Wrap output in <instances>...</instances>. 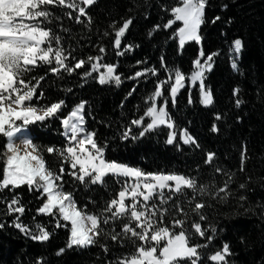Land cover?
<instances>
[{
	"label": "trees",
	"instance_id": "1",
	"mask_svg": "<svg viewBox=\"0 0 264 264\" xmlns=\"http://www.w3.org/2000/svg\"><path fill=\"white\" fill-rule=\"evenodd\" d=\"M178 4L179 0H96L87 9L92 21L90 26L70 19L66 15L67 9L52 8L53 18L43 26L59 36L60 46L70 53L67 62L74 65L78 60L87 61L90 56H100V65L116 66V74L121 75L122 83L118 87L114 82L101 85L98 83V71L85 77L84 73L91 71L87 63L72 75L65 72L53 74L49 68L55 67L54 63L36 67L24 77L33 85L36 84L35 78L44 77L36 90L37 96L41 92L43 96L32 103L38 108L59 101L64 105L59 113L61 119L48 118L26 129L47 167L58 173L62 158L47 153L46 149L66 146L62 119L82 101L86 102L85 127L95 133L96 141L105 148L108 161L136 167L145 173L193 177L200 186L207 187L211 195L197 194L193 202L206 204L202 210L207 217L204 221H199L191 211L192 205L188 203L191 191L162 206L169 209L164 216L166 226H170L176 217L186 220L184 227L189 231H192L193 222L217 230L211 245L200 249L205 256L201 264H211L206 257L224 243L230 246V264H264V0H208L205 23L199 31L200 43L189 41L182 48L179 37L175 35L180 23L164 28L172 18L171 8ZM215 17L220 19L213 22ZM129 18L133 23L122 38L121 49L128 45L132 48L118 56L111 25L119 28ZM156 25H160L158 30H154ZM236 39H240L243 45L239 72L231 66V51ZM101 47L105 52L99 51ZM201 50L205 55L215 54L213 67L206 72L204 80L213 98V103L208 106L201 103L199 84L191 87L187 79L196 70L194 61L200 58ZM101 68L103 72L105 68ZM146 68L156 69L157 74L130 79L137 71ZM177 69L185 75L186 86L178 92L175 104L170 91H165L163 98L155 100L158 108L165 106L163 101L167 100L166 110L174 129L161 126L139 139H124L123 133L128 128L132 129V136L138 135L141 128L133 125L132 121L145 116L159 82L172 76L174 83V71ZM133 88L135 91L129 95ZM164 89H168L167 84ZM236 89L239 90L238 96L233 94ZM237 99L242 101L239 107L236 106ZM147 122L150 120L145 118ZM213 125L218 131H212ZM173 130L177 133L176 141L169 145L167 136ZM184 130L197 141L198 146L181 142L180 133ZM244 150L246 159L241 171ZM3 151H6V138L0 136V152ZM209 153L215 154L211 165L205 163ZM64 167V191L71 192L77 206L88 213L99 215L121 190L112 176L106 177L103 185L80 184L67 175L68 165ZM2 168L3 161L0 160V178ZM216 168L222 171L217 173ZM229 175V194L227 199L221 200L215 194L229 180ZM241 184L245 187L240 188ZM15 194L19 196L25 212L23 215L8 214L6 204L0 200V224H3L0 228V264H38V261H43V264H115L119 258L136 250L139 241L136 244L127 239L116 242L109 236L99 237L96 244L87 248H67L68 228L57 227L56 218L38 212L43 203L40 193L30 192L27 186H22L15 190ZM166 194L171 195L167 191ZM12 195L10 192L0 193L8 199ZM241 196L245 199L241 200ZM176 203L184 207L187 216L176 213L173 208ZM16 216H19V221ZM17 222L32 231L40 224L50 233L49 240L40 242L32 239L14 226ZM126 222L120 219L103 228L106 233L113 229L119 232ZM60 223L67 222L61 220ZM204 242L198 236L191 240L192 244ZM103 246L107 247V252ZM60 249L64 252L58 255Z\"/></svg>",
	"mask_w": 264,
	"mask_h": 264
},
{
	"label": "snow or ice",
	"instance_id": "2",
	"mask_svg": "<svg viewBox=\"0 0 264 264\" xmlns=\"http://www.w3.org/2000/svg\"><path fill=\"white\" fill-rule=\"evenodd\" d=\"M95 3L96 0H0V136L6 138V151L0 152V160L3 161L0 193H13L10 199L0 196V200L6 204L8 214L23 215L25 208L19 196L15 194V190L27 186L30 192L40 193L39 198L43 203L38 208V212L56 218L57 227L68 228L70 237L67 248H85L94 245L102 236H109L116 242L127 239L136 244L139 241L134 253L119 258L115 264H201L205 256L200 249L211 245L217 230L205 228L200 222H193L192 231H189L184 227L186 220L176 217H173L170 226H166L164 216L169 213V209L162 206L174 198L178 200L179 197L191 191L192 196L188 200V203L192 205L191 211L199 218V221H204L207 217L202 210L206 204L203 201L193 202L197 194L211 195L207 187L200 186L193 177L172 173H145L136 167L108 161L105 158V148L98 144L95 133L85 127L86 102L82 101L66 118L62 119L66 146L62 149L54 147L46 149L47 153L56 154L62 158L58 173L47 167L38 146L32 139L24 138L19 143L16 142L18 134L28 126L36 122H44L48 118L61 119L59 113L64 105L63 101L39 108L32 103L34 99L38 100L43 96L42 92L37 96L36 90L44 77L35 78V85L24 77L36 67L54 63L55 67L49 68L53 74L65 72L72 75L87 63L90 64L91 71H86L85 77L91 76L92 72L104 67L106 71L100 73L99 84L114 82L118 87L122 83L121 75L116 74V66L100 65L99 61L102 59L100 56H90L87 61L81 59L74 65L69 64L67 61L70 53H66L60 46L59 36L43 26L51 22L53 18L51 9L56 7L69 10L66 15L74 19L76 23H86L90 26L92 21L87 9ZM207 4L208 0H179V4L171 8L172 18L164 25V28H172L176 22L182 24L175 30L181 48L187 41L200 43L199 30L205 23ZM219 19L220 17H215L213 22ZM132 23V19L129 18L119 28H116L115 24L111 25L114 30V47L117 49L118 56H123L132 48L128 45L121 49L122 38ZM159 28L160 25H156L154 30ZM242 47L240 39L234 40L233 53L239 56ZM99 51L103 53L105 49L101 47ZM214 55H205L201 50L200 58L194 61L196 70L187 77L193 85L199 81L201 103L205 106L213 103L212 94L207 90L204 80L205 72L211 70ZM231 66L234 70H238L235 59ZM149 73L156 75L157 70L146 68L143 71H137L130 79L143 77ZM185 80V75L177 69L174 71V83L172 76H169L166 81L159 82L151 97L153 103L147 107L145 116L132 121L133 125L141 128V131L138 135L132 136V129L128 128L123 133V138L139 139L161 126H166L170 130L174 129L169 112L166 110L167 100L163 101L165 106L159 108L155 100L163 98L165 91H170L172 103L175 104L178 92L186 86ZM165 84L168 85V89H164ZM134 91L135 88L129 95ZM233 94L238 96L239 90H234ZM189 102L191 103V98ZM241 103V100H236L237 107ZM145 118H148L150 122L145 123ZM216 118L220 119L219 116ZM212 131H218L215 125ZM176 137V131H170L166 143L173 145ZM180 137L183 144L198 146L197 141L186 130L180 133ZM214 155L209 153L205 163L211 165ZM241 156L240 170L243 171L246 150L242 151ZM65 164L70 169L67 175L72 176L80 184L103 185L106 182L105 178L112 176L120 184L121 190L117 197H113L106 204L99 215L88 213L77 206L71 192L64 191ZM221 171L216 168L217 173ZM230 183L229 175V180L218 189L215 196L221 200L227 199ZM244 187V184L240 185V188ZM166 191L171 195L166 194ZM221 193L224 195H220ZM240 199L243 200L245 197L241 196ZM126 200L130 202L126 203ZM173 208L179 216L188 215L180 203L174 204ZM15 219L19 221V216ZM120 219L127 222L122 225L119 232L115 229L110 233L104 231V225ZM61 220L67 223H60ZM14 226L34 240L46 242L50 238V233L40 224H37L35 231L20 222L15 223ZM2 227L3 224H0V228ZM177 228L180 229L178 232L175 231ZM195 236L205 242L192 244L191 240ZM103 247L107 252V247ZM63 252L64 249H60L57 254L60 255ZM231 255L229 244L224 243L206 259L211 264H230L228 257ZM38 264H43V261H38Z\"/></svg>",
	"mask_w": 264,
	"mask_h": 264
},
{
	"label": "rangeland",
	"instance_id": "3",
	"mask_svg": "<svg viewBox=\"0 0 264 264\" xmlns=\"http://www.w3.org/2000/svg\"><path fill=\"white\" fill-rule=\"evenodd\" d=\"M178 23H180V22H178ZM180 26H182L181 23H180ZM199 31H200V30H199ZM187 42H189V41H187ZM240 54H241V53H240ZM240 54H239V56H236V55L233 53V51H231L232 62H233V60L235 59L236 62H237V64H238V70H235L236 72H239V60H240ZM202 62H203V61H202ZM212 67H213V65H212ZM212 67H211V69H212ZM105 71H106V69L103 70V72H105ZM206 72H207V71H206ZM206 72H205V74H206ZM98 73H99V75H100V73H102V68H101V67L99 68ZM185 84H186V80H185ZM196 84H199V81H197ZM196 84H195V85H196ZM190 85H191V87L194 86V85L191 83V81H190ZM181 89H182V88H181ZM26 133H27V132L24 131V133H23L22 136L20 137L18 143L20 142V140H22V139H24V138H28V139H29V137L27 136L28 134L26 135ZM88 247H89V246H88Z\"/></svg>",
	"mask_w": 264,
	"mask_h": 264
},
{
	"label": "bare ground",
	"instance_id": "4",
	"mask_svg": "<svg viewBox=\"0 0 264 264\" xmlns=\"http://www.w3.org/2000/svg\"><path fill=\"white\" fill-rule=\"evenodd\" d=\"M26 132V131H25ZM24 133V131L22 132V133H20V134H18V137H17V140H16V142L18 143V141H19V139H20V137L22 136V134ZM26 135H27V133H26ZM28 136V135H27ZM29 137V136H28ZM29 139H30V137H29Z\"/></svg>",
	"mask_w": 264,
	"mask_h": 264
}]
</instances>
